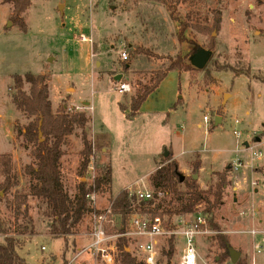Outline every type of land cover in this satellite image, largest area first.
<instances>
[{"label": "rangeland", "instance_id": "374dc122", "mask_svg": "<svg viewBox=\"0 0 264 264\" xmlns=\"http://www.w3.org/2000/svg\"><path fill=\"white\" fill-rule=\"evenodd\" d=\"M174 5L176 20L154 0H30L22 13L27 25L22 32L11 19L10 4L0 0V155L10 156L13 181L8 190H0V219L5 230L0 232V243L12 237L17 254L28 264H107L83 249L93 238L94 215L104 211L110 198L122 189L150 191L148 207L158 212L178 208L180 199L165 191L153 195L150 183L165 150L176 157L178 172L184 177L196 175L202 189L214 185L217 173L228 168L229 183L222 201L211 212H204L206 203H199L197 214L212 217L247 264H254L252 237L233 234L254 229L256 264H264V0H178ZM216 11L220 12L219 26L210 33L203 26L212 24ZM82 36L87 40L82 42ZM192 47L212 51L202 69L189 62ZM137 48L161 58L136 53ZM122 50L128 53L125 62L120 58ZM177 54L192 70L169 71L140 111L127 118L119 105L129 107V94L134 95L139 83H148L152 72ZM214 62L231 65L235 71H240L242 63L249 72L217 71L212 68ZM127 63L129 72L122 79L129 83L130 91L123 93L116 90L119 82L113 75ZM26 72L45 76L53 112L62 106L71 112L83 111L90 118L87 135L93 143V157L83 176L78 173L83 147L80 129L68 135L62 147V182L68 195L75 194L80 180L90 183L108 165L111 170L110 190L90 199L98 212L83 216L66 236L65 247L64 237L50 232L46 205L29 192L27 167L35 165V146L20 130L33 117L16 110L11 100L12 77ZM24 89L28 90L27 84ZM204 116L208 122L203 121ZM199 123L201 127H197ZM253 150L261 151V157H253ZM194 161L200 163L196 171ZM237 161L241 166L234 171L230 166ZM3 181L0 165V184ZM179 189L184 191V186ZM118 224L119 215L107 232L116 234ZM203 229L197 237V263L230 262L218 261L222 249L216 231L207 225ZM232 235L247 241L250 257L231 244ZM169 236L158 239L155 264H179L182 243L176 235L172 256L167 259L162 254ZM126 238L128 250L142 260L138 238ZM115 240L113 237L111 242L116 244ZM114 253L112 264H118L117 249Z\"/></svg>", "mask_w": 264, "mask_h": 264}, {"label": "trees", "instance_id": "16d2710c", "mask_svg": "<svg viewBox=\"0 0 264 264\" xmlns=\"http://www.w3.org/2000/svg\"><path fill=\"white\" fill-rule=\"evenodd\" d=\"M154 1L161 2L169 11L170 16L175 20L177 19L174 16L176 12L174 4L178 0ZM3 2L9 3L11 6V19L13 23L22 32H26L27 25L23 20L22 13L29 6L30 0H3ZM219 22L220 12L216 11L212 24L210 26H203V29L211 33L212 30L218 29ZM179 38L182 40V37ZM135 52L146 53L147 55L161 58L160 55L152 54L151 51L144 48H137ZM240 65V71H235L237 68L231 65H218L217 62L212 63V68L217 71L230 70L236 74L238 72H249V67L244 66L242 63ZM128 69L129 63L123 66L120 72H127ZM171 70L180 72L189 71L192 68L183 61V57L180 54H177L175 58H168V64L153 71L148 83H139L134 95L130 98L129 107L122 104L119 105L120 109L125 112L127 118L134 116L138 112L141 104L146 100L148 95L158 88L160 82ZM208 73L209 71H207ZM12 79L11 86L14 92L11 100L15 109L24 115L33 117L20 130L25 140L35 146L33 149L35 165H29L27 167V172L31 175L29 192L31 196L39 198L46 205V215L50 219V232L55 236H63L65 247L67 243L66 236L72 233L73 228L81 221L83 216L89 212H98L91 207L88 195L104 192L108 189L110 190L111 170L108 165L90 183L80 180L77 184L75 194L70 197L62 182L61 158L64 153L62 147L65 144L66 137L72 134L75 129H80L83 147L80 150L78 173L79 176H83L93 157V143L87 135L90 118L83 111L71 112L62 106L56 112H53L49 100L48 85L43 74L26 72L22 76L14 74ZM25 84L28 85L27 91L24 89ZM39 133L43 136L42 140L39 137ZM199 164L197 161L192 162L193 171L200 168ZM0 165L4 175V181L0 184V190L6 191L13 183L11 180L10 156L7 154L0 155ZM177 165L176 160L172 159L171 152L167 156L162 155L161 160L157 163L155 170L150 175V183L153 188V195L156 193L159 194L161 191L170 192L180 199L181 203L179 207L158 212L156 209H150L148 207L152 199L144 202L143 200H138L128 189H122L110 198L112 211L117 216L119 215V224L115 229L116 233H122L124 231V227L127 226L128 220L133 213H140L146 216H159L163 220L164 228L168 230L174 228L172 223L175 218L197 214L196 206L199 203H206L207 207L204 209V212H211L213 207L222 201L223 191L229 183L226 175L228 168L217 173V181L214 185L209 186L207 189H202L198 182L193 179L192 175L185 176L180 181ZM180 185L184 186V191H180ZM210 196L213 198L212 200ZM162 214L166 215L165 219ZM206 223L209 229L216 231L215 238L222 249L218 261H228L230 259V242L228 236L222 232V229L212 217L206 219ZM0 232L5 233L1 219ZM174 237L173 235L168 237V248L162 251V254L167 259L172 256L174 250ZM177 239L179 240L178 237ZM115 242L117 246L116 256L118 264H146L143 260H138L128 250V238L119 236ZM15 246L16 243L12 237H5L4 242L0 243V264H28L17 254ZM235 264H247L246 257H239Z\"/></svg>", "mask_w": 264, "mask_h": 264}, {"label": "built area", "instance_id": "2783aa9c", "mask_svg": "<svg viewBox=\"0 0 264 264\" xmlns=\"http://www.w3.org/2000/svg\"><path fill=\"white\" fill-rule=\"evenodd\" d=\"M87 38L82 36L81 41H86ZM120 58L122 60L128 59L126 51H120ZM116 90L119 92L130 91L128 83L119 82ZM79 108V107H77ZM204 122H208V117H203ZM235 123H239L238 120ZM233 133L238 136L239 132L234 130ZM251 155L256 158L261 157V151H252ZM251 156V158H252ZM92 159V158H91ZM241 163L235 162L230 168L234 171L240 168ZM136 196L138 200L147 201L152 198V193L148 190H135L130 192ZM95 193L88 195L89 199L94 200ZM116 214L112 211L111 205L105 208L104 211L94 215L93 232L90 243L84 247L83 252L89 251L91 255L100 257L107 264H112L115 261L114 251L117 249L116 244L112 243L113 237L119 236L138 238V249L141 253V258L146 264H155L157 259V245L160 237L169 236L170 234L176 235L181 240L179 264H198L197 263V237L204 232L206 226V217L202 214H195L192 218L191 215L180 216L173 220L172 225L174 228L169 231L163 226V220L159 216H146V215H132L128 220V224L124 227L122 233L109 234L108 227H113L116 224ZM254 232V231H252ZM141 237H147L145 241ZM45 249V247H42ZM114 253V255H113ZM46 264H53L47 262ZM226 264H232L227 262Z\"/></svg>", "mask_w": 264, "mask_h": 264}, {"label": "water", "instance_id": "95a60500", "mask_svg": "<svg viewBox=\"0 0 264 264\" xmlns=\"http://www.w3.org/2000/svg\"><path fill=\"white\" fill-rule=\"evenodd\" d=\"M211 54H212L211 50L205 49L202 47H198L195 50V52L190 56L189 62L193 67H195L197 69H202L205 66V64L209 61ZM121 77H122V74H117L113 77V80L117 82L121 79ZM218 120H219V117H216L215 122H218ZM40 135H41V133H39V137H40ZM245 145H247V144L245 143ZM167 155H168V151L165 150L163 156H167ZM178 175H179L180 181H182L184 178V175H182L179 172H178ZM192 177H193V179H196V175H193ZM229 255H230V262L232 264H235L237 259L240 256V253L238 251H236L235 249L230 247L229 248Z\"/></svg>", "mask_w": 264, "mask_h": 264}, {"label": "crops", "instance_id": "0c3cea01", "mask_svg": "<svg viewBox=\"0 0 264 264\" xmlns=\"http://www.w3.org/2000/svg\"><path fill=\"white\" fill-rule=\"evenodd\" d=\"M82 42H84V41H82ZM128 72H129V70H128ZM117 74H123L122 72H120V71H117V72H115L114 73V75L113 76H115V75H117ZM123 78V76L121 77V79L119 80V81H117V82H125V83H128V82H126L125 80H123L122 79ZM116 82V81H115ZM162 82V81H161ZM160 82V83H161ZM129 84V83H128ZM160 85V84H159ZM159 87V86H158ZM158 90V88L153 92V93H151L150 95H152V94H154L156 91ZM124 93V92H123ZM150 95H148V96H150ZM131 94H129V99L131 98ZM82 103H87V104H89L87 101H84V102H82ZM130 104V103H129ZM141 107V106H140ZM138 111H140V108H139V110ZM204 121V120H203ZM197 127H201V124L199 123V124H197ZM103 150H106L105 148L104 149H102V151ZM171 154H172V159H175L176 161H177V159H176V157L173 155V153L171 152ZM201 158H203V154L201 155ZM177 164H178V162H177ZM155 170V169H154ZM153 170V171H154ZM188 217V216H187ZM252 231H254V232H252ZM241 233H248L249 235H251V240H250V249H251V254H250V256H251V259H252V261L254 262V264H256V262H257V255H256V252H258V249H257V247H258V245H257V243H254V239H255V234H256V232H255V230L254 229H252V230H244V231H234V234L233 235H235V234H241ZM233 235H232V237L230 238V240H231V244H237L238 245V247H240V249H241V251L243 252V253H247V255L249 256V254H248V250H247V241L246 240H244L243 238H241V237H233ZM161 238V237H160ZM233 238V239H232ZM259 246H261V245H259ZM237 247V246H236ZM238 249V248H237ZM236 249V251H238L239 253H240V251L239 250H237ZM249 256V257H250ZM262 262L264 263V260L262 259Z\"/></svg>", "mask_w": 264, "mask_h": 264}, {"label": "flooded vegetation", "instance_id": "af4514ba", "mask_svg": "<svg viewBox=\"0 0 264 264\" xmlns=\"http://www.w3.org/2000/svg\"><path fill=\"white\" fill-rule=\"evenodd\" d=\"M197 48H198V47H197ZM197 48L194 49V47H192V49H194V50H193L194 52H195V50H196ZM194 52H193V53H194ZM193 53H192V54H193ZM192 54H191V55H192ZM191 55H190V56H191Z\"/></svg>", "mask_w": 264, "mask_h": 264}]
</instances>
